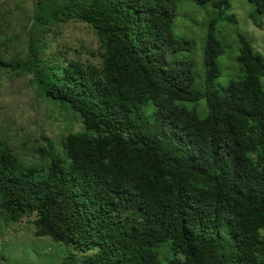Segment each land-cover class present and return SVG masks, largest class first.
Instances as JSON below:
<instances>
[{
  "label": "trees",
  "instance_id": "16d2710c",
  "mask_svg": "<svg viewBox=\"0 0 264 264\" xmlns=\"http://www.w3.org/2000/svg\"><path fill=\"white\" fill-rule=\"evenodd\" d=\"M188 1L212 11L198 76L172 30L179 0H36L29 54L8 67L81 130L60 152L41 136L44 165L0 143V224L27 219L65 246L64 264H264V58L238 32L240 77L220 83L231 2ZM247 1L264 16V0ZM72 20L93 30L100 64L70 60L61 76L38 53Z\"/></svg>",
  "mask_w": 264,
  "mask_h": 264
},
{
  "label": "rangeland",
  "instance_id": "374dc122",
  "mask_svg": "<svg viewBox=\"0 0 264 264\" xmlns=\"http://www.w3.org/2000/svg\"><path fill=\"white\" fill-rule=\"evenodd\" d=\"M60 6L70 0H55ZM36 0H0V143H4L17 154L25 165H44L36 149L45 146L41 136L51 140L60 152V140L67 132L80 131L81 123L72 127L65 107L42 100L37 87L31 82L32 73L11 70L8 64L24 61L28 56L29 38L33 37ZM231 13L237 24L219 21L216 38L220 41L223 54L219 64L222 70L220 83L231 76L240 77L237 66L232 67L238 54L236 35L243 33L255 52L264 58V16L257 15L254 21L248 17L253 5L247 0H230ZM209 6L200 7L188 0H179L177 14L172 27L177 38L189 40L191 52L180 57L193 62L197 76L202 74V42L205 24L211 16ZM45 35L46 45L38 53L43 62L50 59L61 65L57 69L63 76L66 62L81 61L86 67L99 66L100 57L97 38L93 30L75 20L53 23ZM39 32L35 35L38 37ZM41 44V41H36ZM33 217V216H32ZM31 219V218H29ZM27 219L20 223L0 224V264H64L66 248L60 243L33 237V226ZM67 249H71L67 247Z\"/></svg>",
  "mask_w": 264,
  "mask_h": 264
}]
</instances>
